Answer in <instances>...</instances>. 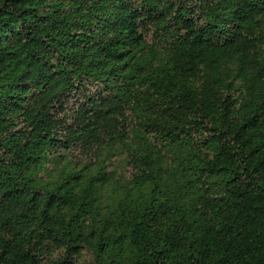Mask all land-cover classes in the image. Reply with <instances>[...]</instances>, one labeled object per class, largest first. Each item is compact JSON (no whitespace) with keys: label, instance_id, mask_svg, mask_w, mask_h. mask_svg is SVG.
Returning <instances> with one entry per match:
<instances>
[{"label":"trees","instance_id":"16d2710c","mask_svg":"<svg viewBox=\"0 0 264 264\" xmlns=\"http://www.w3.org/2000/svg\"><path fill=\"white\" fill-rule=\"evenodd\" d=\"M190 1L0 0V264H264V0H197L201 26ZM168 22L151 74L145 39ZM132 105L144 131L210 149L192 176L220 191L193 223L139 191L103 206L101 171L37 177L58 148L113 144Z\"/></svg>","mask_w":264,"mask_h":264},{"label":"rangeland","instance_id":"374dc122","mask_svg":"<svg viewBox=\"0 0 264 264\" xmlns=\"http://www.w3.org/2000/svg\"><path fill=\"white\" fill-rule=\"evenodd\" d=\"M137 1V0H134ZM178 7L186 3V0H171ZM191 0L190 18L201 26L204 18L199 12L198 6L194 7ZM138 4V3H137ZM188 9V10H189ZM189 10V11H190ZM264 30V22L262 24ZM179 30L171 22L163 29L149 32L145 39L143 51V67L154 69L151 74H157L160 68L169 64L173 56V45L178 40ZM143 78L142 83L151 79ZM147 78V77H146ZM147 86L139 88V92L150 93ZM86 92L91 94L98 92V87L91 84ZM138 92V91H137ZM147 112L132 105L126 112L123 126L120 128L117 140L113 144L94 148L87 154H80L74 150L67 154L63 148H58L50 161L44 164L43 169L37 172V177L52 180L56 171L84 168L88 175L101 171L104 176L96 181V187L100 202L103 206L114 204L124 199L126 192L141 195H150L162 203V207H169L174 212L183 214L188 221L197 220L196 213L199 208V197L204 190L215 195L219 193L217 184L210 180L193 175L196 157L203 156L210 149L204 150V144L185 142L170 143L162 137L154 136L142 129L140 119L148 118ZM145 122V121H144ZM195 155V156H194ZM149 157L153 166V178L146 179L141 174L142 164L135 161L139 157ZM191 180V181H189ZM60 253L55 252L57 257ZM91 255L84 253L81 263H89Z\"/></svg>","mask_w":264,"mask_h":264}]
</instances>
